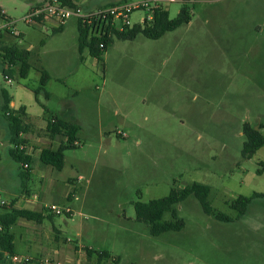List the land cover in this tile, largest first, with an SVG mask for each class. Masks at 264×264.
<instances>
[{
	"label": "rangeland",
	"instance_id": "rangeland-1",
	"mask_svg": "<svg viewBox=\"0 0 264 264\" xmlns=\"http://www.w3.org/2000/svg\"><path fill=\"white\" fill-rule=\"evenodd\" d=\"M40 1L0 0L23 34L0 41L32 51L28 78L17 66L10 83L0 55V93L8 90L16 109H27L37 138L49 121L46 112L61 117L65 105L69 122L80 127L79 146L65 152L64 168L41 174L37 158L29 185L48 202L74 210L71 218L63 213L55 219L63 236L81 234L86 245L108 252L100 264H264V198L242 218L232 207L239 197L264 194V147L243 157L245 124L264 136V0H191L189 24L156 40L143 34L132 41L115 38L101 61L88 49L80 54L75 19L62 31L25 24ZM184 5L164 8L175 19ZM142 16L134 13L133 25ZM41 70L50 76V98L41 93L37 101L33 89ZM44 143L36 146H50ZM10 148L0 96V215L10 200L2 178L19 168ZM194 183L209 186L213 210L233 221L207 215L194 195L176 206L185 224L179 232L153 237L137 221L136 202ZM69 192L75 197L68 199ZM163 221H172V214ZM89 258L84 264L96 263Z\"/></svg>",
	"mask_w": 264,
	"mask_h": 264
},
{
	"label": "trees",
	"instance_id": "trees-1",
	"mask_svg": "<svg viewBox=\"0 0 264 264\" xmlns=\"http://www.w3.org/2000/svg\"><path fill=\"white\" fill-rule=\"evenodd\" d=\"M65 5L75 7L72 0H60ZM182 10L178 14L177 18L171 19L168 11L163 8L156 11L154 21L150 24L135 25L132 28H125L123 31L112 30L102 38L90 36L89 30L79 23V52L88 49L89 54L101 61L103 55L108 50L109 46L116 38L118 40L132 41L137 38L138 35L143 34L149 39H160L166 33L172 32L179 27L189 24L192 21L191 8L187 3H184ZM3 17L0 10V19ZM61 28L57 29L60 30ZM104 43V48H101V44ZM0 55L8 66V70L4 71V78L6 81L11 80L10 77L15 71V68L19 66V75L23 79H27L32 65L30 63L31 52L27 50H21L16 43H10L8 41H0ZM50 81V76L45 70H41V78L39 87L33 89L36 100L41 93H45L47 99L50 95L46 91V86ZM1 101L2 112L8 122L9 141L11 148L9 149V155L19 165L21 187L26 189L29 180L32 175V157L27 155L26 150H21V146L25 147L27 141L23 138L24 134H27L31 127L26 123V108L21 107L18 110L11 108L13 97L6 89H1ZM52 118V117H51ZM49 119L47 131L52 137L62 135L65 141L61 143L57 150L45 148L42 150L40 160L43 164L50 166L58 171H61L65 166V152L67 150L76 149L79 146V132L80 127L75 124L60 118ZM244 135L246 141L243 147V157L246 159L252 158L259 149L264 147V136L259 130H255L251 125L245 124ZM28 165V168L25 166ZM210 187L201 183H194L181 190L172 189L170 194L162 199L152 200L148 203L136 202L135 203V215L139 222H142L148 226L149 233L153 237L161 236L167 232H179L185 224L184 221L179 219L176 206L187 200L190 196L194 195L200 202L204 212L207 215L214 216L218 221L229 223L233 219L229 216L218 213L213 210L208 202L210 195ZM264 198V194L255 193L251 197H239L235 200L232 207L238 211V218H242L246 215L249 206L255 199ZM166 213L172 214V221L164 222L163 217ZM19 219H25L40 224L45 217L42 213L20 210L13 206L6 208V211L0 215V226L2 231L0 232V264H6L7 258L15 255L14 235L11 233V228L17 223ZM89 256H92V251H87ZM100 258L110 257L107 252L98 253Z\"/></svg>",
	"mask_w": 264,
	"mask_h": 264
},
{
	"label": "crops",
	"instance_id": "crops-1",
	"mask_svg": "<svg viewBox=\"0 0 264 264\" xmlns=\"http://www.w3.org/2000/svg\"><path fill=\"white\" fill-rule=\"evenodd\" d=\"M45 1L46 0H41L35 6L40 5ZM125 1H131V0H72L75 6H80L85 10H97ZM35 6H32V8ZM0 10L1 12H3V14L6 17H8L2 8H0ZM68 23L69 21L65 25H63L60 30L55 29V31H62L68 25ZM78 34H79V23H78ZM22 36L23 34L21 33L19 37L22 38ZM27 51L32 52L31 48H29ZM31 57H32V53H31ZM11 108L14 110H18L16 109L14 100L11 103ZM70 114H71L70 109H68L65 105V107L60 111L61 117L59 115H54L50 112L49 113L46 112V118L50 119L52 117L51 119H53L57 117L69 122L70 120L68 119V117ZM25 120L26 123L31 127L32 123L30 121L28 113ZM48 123L49 121L46 122L45 128H38L44 130V132H42L43 135L41 137L38 138L35 137L32 128L27 134L23 135V138H25L27 141V145L25 146L26 153L27 155L32 157V164H31L32 174L35 173V169H34L35 160L37 158L40 160V155L42 150L45 148L57 150L60 147L61 143L65 141V138L62 135L52 137L48 133L47 131ZM58 137L59 138L61 137L62 140H60L59 143H56L55 141ZM44 141H48L50 146H43L42 148L36 146V144L40 145V143L42 144L44 143ZM49 168L50 166H47L42 163L41 167H39V169L41 170L40 173L41 174L47 173L49 171ZM32 177L33 176L31 175V179L28 182L27 188L26 189L22 188L20 170L18 168L14 171L6 172L1 182V185L2 187H4L6 193L10 195V200L2 203L3 205L2 214L6 211V208L13 206L14 208L20 210L24 209V210L42 213L43 216L45 217V219L40 224H37L32 221H27L25 219H19L17 223L11 228V233L14 235L15 255L32 259L31 263H25V264H39V262L42 260L40 258L45 256L46 257L48 256L49 258L53 259L54 264H84L85 257L89 258L87 251L90 250L92 251L93 254L92 256H90L89 258L90 260H88L87 263H91L93 258L95 257L96 258L95 264H100V257L98 256L99 252H97L94 248L86 245L84 242L85 240L81 234H78L79 238L77 239L65 238L63 236L62 231L55 220L57 215L51 213L48 210V207L53 206L55 204L48 202V200H46V198L43 197L42 194L32 193V191L30 190L29 185L30 182L32 181ZM77 179L81 181L83 177L79 176L76 178H72L69 180V184L74 185L73 181H76ZM48 194L52 195L53 192L50 190ZM71 196L73 198L75 197L74 192L73 193L69 192L66 195L68 199H70ZM66 209H68L70 212H64V213L68 215L70 218L73 217L74 210L72 208H66ZM1 231L2 228L0 226V232ZM17 244H18V248L20 245L21 250H17ZM6 264H11V263H6Z\"/></svg>",
	"mask_w": 264,
	"mask_h": 264
},
{
	"label": "built area",
	"instance_id": "built-area-1",
	"mask_svg": "<svg viewBox=\"0 0 264 264\" xmlns=\"http://www.w3.org/2000/svg\"><path fill=\"white\" fill-rule=\"evenodd\" d=\"M191 0H131L97 10H85L80 6L70 7L60 0H46L44 3L33 7L23 18V22L29 26L54 25L53 28L59 29L68 21L75 19L89 30L90 36L102 38L109 31H123L125 28H132V15L142 12L137 25L150 24L154 21L156 11L164 8V4L188 3ZM0 19V37L12 36L19 37L20 32L16 29L14 21L6 17ZM104 43L101 48H104ZM7 82H11L8 80ZM25 147L21 146V150ZM28 168V165L25 166ZM48 210L55 215H62L70 212L68 209H61L58 206H50ZM70 241V240H69ZM71 242V241H70ZM32 259L19 255L9 256L6 263L25 264L31 263ZM39 264H54L53 259L47 257L42 259Z\"/></svg>",
	"mask_w": 264,
	"mask_h": 264
},
{
	"label": "water",
	"instance_id": "water-1",
	"mask_svg": "<svg viewBox=\"0 0 264 264\" xmlns=\"http://www.w3.org/2000/svg\"><path fill=\"white\" fill-rule=\"evenodd\" d=\"M256 130H259V129H256Z\"/></svg>",
	"mask_w": 264,
	"mask_h": 264
}]
</instances>
